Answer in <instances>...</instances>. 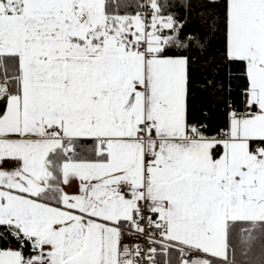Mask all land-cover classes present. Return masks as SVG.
<instances>
[{
  "label": "snow or ice",
  "instance_id": "obj_1",
  "mask_svg": "<svg viewBox=\"0 0 264 264\" xmlns=\"http://www.w3.org/2000/svg\"><path fill=\"white\" fill-rule=\"evenodd\" d=\"M0 264H264V0H0Z\"/></svg>",
  "mask_w": 264,
  "mask_h": 264
},
{
  "label": "trees",
  "instance_id": "obj_2",
  "mask_svg": "<svg viewBox=\"0 0 264 264\" xmlns=\"http://www.w3.org/2000/svg\"><path fill=\"white\" fill-rule=\"evenodd\" d=\"M193 104L197 114H199L202 109L209 112L213 117L218 114L213 99L205 94L198 92L193 100Z\"/></svg>",
  "mask_w": 264,
  "mask_h": 264
}]
</instances>
